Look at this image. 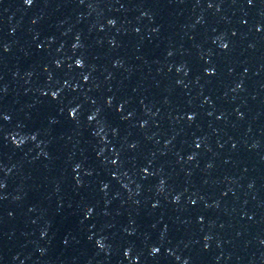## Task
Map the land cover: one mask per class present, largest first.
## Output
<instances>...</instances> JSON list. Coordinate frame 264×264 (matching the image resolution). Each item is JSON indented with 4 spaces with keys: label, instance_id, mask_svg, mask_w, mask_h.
Here are the masks:
<instances>
[{
    "label": "water",
    "instance_id": "water-1",
    "mask_svg": "<svg viewBox=\"0 0 264 264\" xmlns=\"http://www.w3.org/2000/svg\"><path fill=\"white\" fill-rule=\"evenodd\" d=\"M0 264H264V0H0Z\"/></svg>",
    "mask_w": 264,
    "mask_h": 264
},
{
    "label": "clouds",
    "instance_id": "clouds-1",
    "mask_svg": "<svg viewBox=\"0 0 264 264\" xmlns=\"http://www.w3.org/2000/svg\"><path fill=\"white\" fill-rule=\"evenodd\" d=\"M28 4H31L32 0H26ZM155 251V250H154Z\"/></svg>",
    "mask_w": 264,
    "mask_h": 264
}]
</instances>
